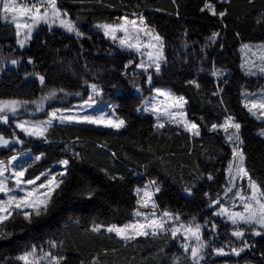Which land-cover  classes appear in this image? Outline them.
I'll return each mask as SVG.
<instances>
[{
    "label": "snow or ice",
    "instance_id": "obj_1",
    "mask_svg": "<svg viewBox=\"0 0 264 264\" xmlns=\"http://www.w3.org/2000/svg\"><path fill=\"white\" fill-rule=\"evenodd\" d=\"M72 2L75 3L76 0ZM219 3L220 10L211 0H205L203 7L199 9L201 13L208 12L217 19L219 30L212 31L205 38V43L200 45L193 78L182 81L186 88L194 89L200 94L203 92L200 83L202 74L213 79L215 90L211 96L217 100L221 114L216 120L209 122L204 116L190 117L188 98L178 94L165 81L167 75L174 74V69L183 71L186 67L189 70L191 68L189 57L193 53L189 49L197 42L193 41L189 45L187 28L181 33L184 39L177 49L143 11L125 12L111 22L92 23L90 28L82 30L85 21L79 15L73 18L63 3L58 4V0H33L30 4H18L17 0H0V21L10 22L14 26L15 43L19 49L30 46L34 34L38 37L41 30L52 34L61 30L73 38L80 49L72 62L53 60L61 74L75 77V86L80 89L78 91H70L67 86L53 83V74L46 70L37 71V61L33 56L0 55V73H5L9 65L21 68L23 61L31 65V71L24 70L22 81L38 82L41 93L36 98L0 95V126H7L8 130L7 135L0 131V149L11 153L5 159H0V240H10L13 236L23 234L28 228L51 216L69 192L79 202L91 203L101 198L99 187H94L86 180L78 182L74 189L70 186L74 162L83 163L86 160V157L75 150L80 138L77 136L74 141L68 142L50 139L56 127L87 126L116 132L128 127L125 109L116 102L117 98L123 97L114 95L121 91L123 85L119 81L106 82L103 70L90 66L84 57L83 41L92 39L90 32H97L114 45L106 50L112 59L118 54L136 57L128 59L123 70L118 72L119 77L138 94L139 103L133 107L134 113L153 119L152 127L158 134H163L166 127L174 126L179 130L177 134L188 135L190 141L200 138L204 131L220 136L230 149V159L225 169L226 180L222 194L217 192L213 198L209 193H204L208 209H215L211 216L190 214L185 217L178 211L161 208L158 197L162 200L167 189L160 174L153 175L150 168L154 161L163 163L164 158L156 156L150 145L146 149L141 146V150H146L153 159L139 165L142 172L129 170L142 181L132 189L135 196L132 219L118 224L93 218L86 231L112 234L124 245L134 243L138 238L165 241L171 238L178 241L181 249L179 255L169 256L163 247L159 248L162 264H216V258L221 257L236 258L231 261L224 259L223 264H253L246 256L249 253L255 255L257 250L259 256L264 258V248L258 249L257 242L251 239L259 237L264 240V170L258 171L249 163V153L246 151L248 145L242 134L243 117L238 118L224 99L231 70L226 65L218 66L215 58H209L210 48L218 47L221 51L225 48L222 41L227 35L226 21L229 17V8L225 5H229L231 0H219ZM173 4L174 15L179 19L180 4L176 0H173ZM248 4L254 6L255 0H248ZM22 20L26 22H21ZM254 23L264 27V11L258 12ZM233 34L240 37L238 31L233 30ZM41 46L47 48L48 41H41ZM64 47L67 48L68 45ZM169 48L172 50L171 58ZM241 50L245 53L240 65L244 75L264 79V40L259 43L242 42ZM55 51L59 53L60 49ZM145 92L148 94L145 95ZM70 96L79 97L80 103L59 108L50 104L51 101L64 100ZM239 102L246 114L264 124V87L249 91L247 86H242ZM46 106L50 110L46 111ZM37 113H43L46 119H37ZM25 116L29 118H23ZM257 135L264 138V127L259 129ZM37 142L48 149L62 144L59 151L70 153L71 158L58 159L52 168L38 174L30 171L37 162L49 155L46 151L33 150L31 145ZM98 147L106 148V144ZM194 148L193 144L188 149L189 154ZM111 157L115 161L116 153L111 152ZM214 159L213 155H207L209 162ZM57 167L59 171L55 170ZM179 167L183 170L185 166ZM100 172L111 182H127L125 175L113 174L106 167L100 168ZM164 175L166 178L170 174L165 171ZM201 181L215 182L216 177L211 171L202 170L198 162H194V166L188 169V179L180 177L179 191L194 199V190L199 191ZM217 219L221 221L220 225L216 223ZM17 226L19 232L16 231ZM64 243L62 234L52 233L42 243H24L18 255L5 257L0 260V264H68ZM108 252L109 249H104L102 253H94L87 259H80L79 264H103L100 256H107ZM111 252L115 256L118 250L111 249ZM259 264H264V259Z\"/></svg>",
    "mask_w": 264,
    "mask_h": 264
},
{
    "label": "trees",
    "instance_id": "obj_2",
    "mask_svg": "<svg viewBox=\"0 0 264 264\" xmlns=\"http://www.w3.org/2000/svg\"><path fill=\"white\" fill-rule=\"evenodd\" d=\"M176 2L180 4L181 18L179 19L174 15L173 0H76L75 3L72 0H58V4L63 3L73 18L79 15L85 21L82 30L90 28L92 23L111 22L125 12L143 11L166 35L169 42L179 49L180 42L184 39L181 33L187 28L189 45H192L193 41L197 42L189 49L193 53L189 57L191 68L189 70L186 67L183 71L174 69V74L167 75L165 81L178 94H183L188 98L191 106L190 117L193 115L196 117L204 116L206 120L211 122L221 114V110L217 107V100L211 96L212 91L215 90L213 79L202 74L200 83L203 86V92L200 94H197L194 89L186 88L182 81L193 78L199 47L205 43V38L212 31L219 30L218 21L210 13L199 11L205 0H176ZM211 2L215 3L217 9L220 10L219 0H211ZM225 6L229 8V17L226 21L228 31L226 38L222 41L225 43V48L222 51L218 47L210 48L208 50L209 58H215L218 66L226 65L231 70L229 86L226 89L227 94L224 99L228 102L229 109L236 113L238 118L243 117L241 120L244 125L242 134L248 145L246 151L249 153V163L258 171L264 170V139L255 134L261 128V123L246 114V110L242 109L239 102L242 86L253 89L258 85L256 78L246 77L239 69V47L242 42H261L264 40V27L254 23V17L258 12L264 11V0H255L254 6L249 5L248 0H231V3ZM233 30L240 32L239 38L234 36ZM89 35L92 36V39L83 41L84 57L90 66L103 70L106 82L108 80L112 83L119 81L123 85L121 91L114 95L115 97H123V99L117 98L116 102L122 104L125 109L129 121L128 127L120 132L87 126L56 127L50 139L68 142L74 141L77 136L80 138V143L75 145V150L86 157V160L83 163L74 162L70 186L74 189L78 182L86 180L91 182L94 187H99L101 198L93 200L91 203L79 202L72 198L71 192H69L60 201L56 211L51 216L36 226L28 228L23 234L13 236L10 240H0V260L18 255L24 243L39 244L46 241L49 234L52 233L63 235L65 240L63 249L67 253L68 264H79L80 259H87L97 252L102 253L104 249H109V252L107 256H100L103 264H162L159 254L161 247L169 256L179 255L181 249L171 238L167 241L164 239L138 238L136 242L124 245L112 234H96L86 231L93 218L118 224L126 223L132 219L131 213L135 207V196L132 189L137 184H141L142 181L137 176L132 175L129 170L134 169L142 172L139 165L153 159L150 153L141 150V146L146 149L150 145L156 156L164 158L163 163L154 161L150 168L153 175L160 174L167 189L162 200L158 197L161 208L178 211L185 217L190 214L208 217L211 216L212 210L207 207L208 200L204 193H209L213 198L217 192L222 194L226 180L225 169L230 159V149L222 137L204 131L200 138L190 141L188 135L177 134L179 130L173 126L166 127L163 134L155 133L152 127L153 119L147 116L143 117L132 111L133 107L139 103L138 94L131 88L130 84H127L118 75V72L123 70V65L127 63V60L135 59V56L118 54L115 59H112L106 50L113 48L114 45L109 43L100 33L90 32ZM44 40L48 41L47 48L41 46V41ZM65 45L68 47L65 48ZM55 49H60V52L57 53ZM79 50V44L61 30H56L54 34L41 30L38 37L34 35L30 46L26 49H17L14 26L10 22L0 21V55L33 56L37 61V71L46 70L53 74V83L67 86L70 91L80 90L75 86V77L61 74L53 64V60L64 59L72 62ZM168 54L171 58V48H169ZM80 62L82 63V60ZM114 66L115 70H113ZM76 67L79 70V64ZM24 70H32V66L28 65L26 61L22 62V67L19 69H7L5 73H0V95L36 98L41 94L38 82L22 81ZM131 70L130 68L129 71ZM147 94L145 92V95ZM79 101V97L70 96L64 100L51 101L50 104L57 108L70 107ZM47 110L50 109L46 106ZM40 117H44V114ZM197 122L199 123V120ZM100 144H106V148H99L98 145ZM193 144L195 148L189 154L188 149ZM31 146L34 151L39 149L48 152L49 155L46 159L38 162L30 171L39 173L51 167L58 159L71 158L70 153L65 154L59 151L63 147L62 144L53 145L52 149H48L38 142ZM111 152L116 153L115 161L111 157ZM7 154L8 151H0V159H5ZM207 155H213L215 159L209 162ZM194 162H198L202 170L211 171L216 177V181H201L199 191L194 190L195 198L193 199V197L180 192L179 189L180 177L183 176L184 180L188 179V169L194 166ZM180 165L185 166L183 170L179 167ZM105 167L113 174L125 175L127 182L118 184L109 181L100 172V168ZM165 171L170 174L166 178ZM201 222L203 221L201 220ZM216 223L220 225L219 221ZM16 231L19 232L18 226ZM251 239L257 242L258 249L264 248V240L259 237H252ZM165 244H167L166 247ZM111 249L118 250L115 256ZM246 258L255 264H259V261L264 259L259 256L258 250L255 255L247 254Z\"/></svg>",
    "mask_w": 264,
    "mask_h": 264
},
{
    "label": "rangeland",
    "instance_id": "obj_3",
    "mask_svg": "<svg viewBox=\"0 0 264 264\" xmlns=\"http://www.w3.org/2000/svg\"><path fill=\"white\" fill-rule=\"evenodd\" d=\"M31 2H33V0H17V3L18 4H30ZM21 22H26V21H24V20H22ZM41 27H43V26H41ZM35 35V34H34ZM68 35V34H67ZM106 38V37H105ZM107 39V38H106ZM108 40V39H107ZM108 42L109 43H111L109 40H108ZM248 43V42H247ZM252 43H259V42H252ZM16 48L17 49H19L18 48V46L16 45ZM244 55H245V53L241 50V46L239 47V56H240V63H239V69L241 70V72L243 73V71H242V69H241V67H240V65H241V63L243 62V59H244ZM136 58V57H135ZM9 68L8 69H13L14 67L13 66H11V65H9L8 66ZM244 74V73H243ZM252 78H256V77H252ZM256 81L258 82V85L256 86V87H254L253 89L252 88H248L249 89V91H257L259 88H261V87H264V79H258V78H256ZM78 103H80V101L79 102H76V103H74V104H72V105H76V104H78ZM71 105V106H72ZM70 106V107H71ZM43 113H37L36 114V116H38V117H36L37 119H46V116L44 115V117H40L41 115H42ZM140 115V114H139ZM141 116H147V115H141ZM23 118H25V119H27V118H29V117H27V116H25V117H23ZM254 120H256L254 117H252ZM257 122H259V123H261L260 121H258V120H256ZM174 127V126H173ZM261 127H264V124H262L261 123ZM0 131H4L5 132V135H7L8 134V130H7V126H0ZM121 131V130H120ZM258 131L259 130H257L256 132H255V134L257 135V133H258ZM19 134V133H18ZM258 136V135H257ZM21 138L23 139L24 137H23V135L21 134ZM262 139H264V138H262ZM0 151H3L2 149H0ZM5 151V150H4ZM11 153H9L8 152V154L6 155V157H8L9 155H10ZM40 162V161H39ZM38 164V162L36 163V165ZM56 164V163H55ZM54 164V165H55ZM53 167V165L51 166V167H49V168H52ZM45 170V169H44ZM44 170H42V171H44ZM55 170H57V171H59V168L57 167ZM33 171V170H32ZM35 173H37V172H35ZM38 174V173H37ZM27 175V174H26ZM245 187H246V185H245ZM215 209H212V211H214ZM237 210H239V208H237ZM219 221V223L221 224V221L219 220V219H217V221L216 222H218ZM218 224V223H217ZM219 225V224H218ZM220 230H222V229H220ZM224 237L222 236L221 237V239H223ZM175 243H177V245H178V247L180 248V245H179V242L178 241H174ZM242 255H244V254H242ZM224 259H229L230 261L231 260H234V259H236V258H234V257H232V258H223V257H221V258H216V264H223V260ZM253 264H255L254 262H253Z\"/></svg>",
    "mask_w": 264,
    "mask_h": 264
}]
</instances>
